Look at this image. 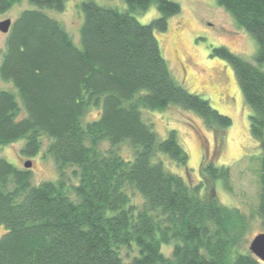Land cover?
Listing matches in <instances>:
<instances>
[{
    "label": "trees",
    "instance_id": "16d2710c",
    "mask_svg": "<svg viewBox=\"0 0 264 264\" xmlns=\"http://www.w3.org/2000/svg\"><path fill=\"white\" fill-rule=\"evenodd\" d=\"M21 1L0 0V14ZM28 1L38 8L12 22L0 64V79L17 90L0 91V146L24 140L21 156L42 153L59 178L34 186L33 171L0 158V264H264L243 250L253 220L264 228V0H216L257 42L255 63L225 47L212 52L234 69L261 151L259 200L248 215L216 195L217 180L232 192L231 167L205 160L190 185L160 158L188 164L177 132L160 139L143 116L174 105L219 133L232 125L184 88L162 55L156 35L181 13L178 2L124 0L120 11L83 1L77 45L44 11L62 12L68 0ZM152 6L159 17L142 24L134 15Z\"/></svg>",
    "mask_w": 264,
    "mask_h": 264
},
{
    "label": "rangeland",
    "instance_id": "374dc122",
    "mask_svg": "<svg viewBox=\"0 0 264 264\" xmlns=\"http://www.w3.org/2000/svg\"><path fill=\"white\" fill-rule=\"evenodd\" d=\"M83 1L86 0H68L62 12L44 9L64 25L77 45H80L79 31L83 22L79 5ZM93 1L120 11L128 10L124 0ZM174 1L181 5V13L169 20L165 33L157 32L156 35L162 55L175 79L189 92L201 95L214 109L230 117L232 125L219 133L216 129L207 128L194 112L174 105L164 111L144 109V119L153 125L160 139L166 138L171 130L177 132L178 142L189 156L188 164L179 166L164 154H161L160 158L167 170L183 177L190 185H197L201 181V165L205 160L217 166L231 167L232 192H227L223 181L217 180L216 195L223 205L239 208L248 215L259 200L260 184L254 172L257 166L254 158H257L261 151L258 141L250 132L249 117L252 111L244 102L234 69L224 59L212 56V52L215 48L225 47L243 59L255 63L257 42L251 34L236 25L231 15L218 6L216 0ZM37 8L28 0H23L8 12L0 14V23L8 19L14 22L23 11ZM134 16L142 24H149L159 17V12L156 6H152L147 13ZM6 37L7 34L0 30V64ZM0 91H10L17 95L14 86L1 79ZM21 115L24 116V112ZM97 117L98 113L94 111L87 120ZM103 143L106 144L101 148H108L109 143ZM23 145L24 140H20L8 146H0V158H5L16 167L24 169L25 164L31 161L30 170L33 171L34 186L43 181H56L59 173L54 161L43 160L42 153L32 159L24 158L20 154ZM129 147L127 144L122 145L121 152L125 157L132 158V149ZM71 172L67 171L70 184L77 182ZM135 202L140 204L142 200L137 196ZM260 233H264V228L260 220L254 219L243 250L249 249L252 239ZM165 247L167 245L163 246L165 254L171 252L170 246Z\"/></svg>",
    "mask_w": 264,
    "mask_h": 264
},
{
    "label": "water",
    "instance_id": "95a60500",
    "mask_svg": "<svg viewBox=\"0 0 264 264\" xmlns=\"http://www.w3.org/2000/svg\"><path fill=\"white\" fill-rule=\"evenodd\" d=\"M12 25L11 20H5L0 23V30L1 32L8 34ZM32 167V162L28 161L25 164V168L30 169ZM250 252L260 259L264 263V233H260L255 236L252 241L250 242L249 246Z\"/></svg>",
    "mask_w": 264,
    "mask_h": 264
}]
</instances>
